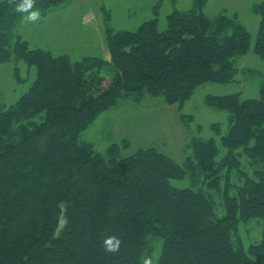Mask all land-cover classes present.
<instances>
[{"label":"trees","instance_id":"trees-1","mask_svg":"<svg viewBox=\"0 0 264 264\" xmlns=\"http://www.w3.org/2000/svg\"><path fill=\"white\" fill-rule=\"evenodd\" d=\"M207 1L172 13L164 31L157 19L135 32H114L106 20L110 61L75 64L14 37L24 14L0 2V64L36 69L29 91L0 108V264H141L145 256L154 264H264V242L248 252L236 243L239 224H264V85L259 99L206 98L229 113L221 161L213 139L193 136L181 165L154 148L123 157L127 139L104 154L80 145L97 118L122 102L148 95L181 109L199 87L235 82L251 36L235 19L213 23L203 13ZM67 2L35 0V9L46 16ZM254 52L264 60V18ZM107 66L111 79L102 76ZM181 120L190 131L192 117ZM186 179L190 187L172 186ZM108 236L122 241L119 253L105 254Z\"/></svg>","mask_w":264,"mask_h":264},{"label":"rangeland","instance_id":"rangeland-1","mask_svg":"<svg viewBox=\"0 0 264 264\" xmlns=\"http://www.w3.org/2000/svg\"><path fill=\"white\" fill-rule=\"evenodd\" d=\"M194 0H68L49 12L36 23L22 19L13 29L14 37L20 36L29 43L31 50L50 51L58 57L68 55L75 64L84 57H99L110 61L106 39V27L114 32H135L142 24L158 20V29L166 30L168 16L175 11L188 13ZM264 0H208L203 13L213 23L223 16L235 19L251 36L248 54L236 59L238 74L230 84L208 83L199 87L192 98L180 109L169 106L162 97L145 96L141 103L133 100L122 102L100 115L85 131L80 145L104 154L114 143L129 141L123 157L135 154L139 149L154 148L183 164L191 154L188 149L191 137L213 139L218 148L217 161L227 156L228 151L221 139L229 130V113L209 107L208 96L222 97L238 94L241 100L259 99L264 85V60L255 54V44L261 21L264 18ZM229 30L227 34H232ZM15 40V39H14ZM18 73L20 77H16ZM103 77L111 79L114 71L110 66L103 70ZM21 78V80H20ZM36 79V69L29 68L24 61L0 64V108H8L25 95ZM181 115L192 117L187 131ZM214 126L217 129L213 128ZM243 165L246 160L242 159ZM234 183V177L231 183ZM223 177L221 190L225 189ZM172 186L183 189L190 187L189 180L173 181ZM218 195L212 193V195ZM219 196V195H218ZM219 217L224 214L220 197L215 196ZM264 242V224L253 219L239 224L237 246L248 252L252 245Z\"/></svg>","mask_w":264,"mask_h":264},{"label":"clouds","instance_id":"clouds-1","mask_svg":"<svg viewBox=\"0 0 264 264\" xmlns=\"http://www.w3.org/2000/svg\"><path fill=\"white\" fill-rule=\"evenodd\" d=\"M8 3H14L16 11L24 14L22 21L26 23H36L41 19L39 9H35V0H8ZM35 9V10H34ZM122 241L116 236H108L104 239L102 247L105 254H117L121 250ZM141 264H154L152 257H142Z\"/></svg>","mask_w":264,"mask_h":264},{"label":"crops","instance_id":"crops-1","mask_svg":"<svg viewBox=\"0 0 264 264\" xmlns=\"http://www.w3.org/2000/svg\"><path fill=\"white\" fill-rule=\"evenodd\" d=\"M4 1H7V0H0V2H4ZM206 7V6H205ZM125 102H127V101H125Z\"/></svg>","mask_w":264,"mask_h":264}]
</instances>
